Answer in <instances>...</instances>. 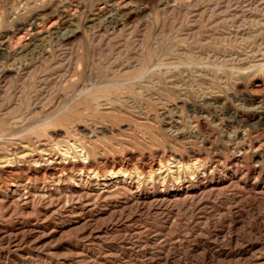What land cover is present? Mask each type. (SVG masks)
Here are the masks:
<instances>
[{
  "label": "rangeland",
  "instance_id": "374dc122",
  "mask_svg": "<svg viewBox=\"0 0 264 264\" xmlns=\"http://www.w3.org/2000/svg\"><path fill=\"white\" fill-rule=\"evenodd\" d=\"M0 80V264H264V0H0Z\"/></svg>",
  "mask_w": 264,
  "mask_h": 264
},
{
  "label": "bare ground",
  "instance_id": "6f19581e",
  "mask_svg": "<svg viewBox=\"0 0 264 264\" xmlns=\"http://www.w3.org/2000/svg\"><path fill=\"white\" fill-rule=\"evenodd\" d=\"M65 9V8H64ZM67 11V10H66ZM62 17H63V15H62ZM42 18V17H41ZM41 18H39V19H41ZM69 18V17H68ZM44 20V19H43ZM60 20V19H59ZM66 20V19H65ZM64 20V21H65ZM62 21V20H61ZM54 23V22H53ZM56 23V22H55ZM112 23L113 24H117V23H119L118 21H115V20H112ZM36 25V24H35ZM29 29V28H28ZM34 29L36 30L37 29V26H35L34 27ZM79 31V30H78ZM78 36V32H77V30L76 31H72V33H70V34H68L67 36H64V38L62 39L63 41H71V40H73L75 37H77ZM1 81V80H0ZM3 81V80H2ZM129 109V108H128ZM65 139V138H64ZM55 141V140H54ZM38 144H40V143H38ZM43 144V143H42ZM46 144V143H45ZM39 146V145H38ZM41 147H38V148H35V149H31V152H29V153H26L25 155H24V157L26 156V157H28L29 159H30V161H34V162H37V163H41L40 165H44V166H48L49 168H50V165L51 166H53V169L54 168H57L59 165H60V161H58V160H60V157H57L56 156V154L55 153H53L52 151H50V150H48V149H45V148H43L42 150H39ZM198 152V151H197ZM21 157V156H20ZM74 157H78L77 155H74ZM87 157H89V155L87 156ZM4 159V158H3ZM73 159V158H72ZM174 159V158H173ZM14 161V160H13ZM12 160H7V161H5V162H7V163H5V165H8L9 166V164L11 163L12 164V162H13ZM91 160H89V161H86V162H84V163H89ZM177 161V163L179 164V165H184V164H182V160H176ZM69 163H71V161H69ZM77 163V164H76ZM80 165L81 164V161H77V162H74V161H72V165L73 166H77V165ZM83 164V163H82ZM177 164V165H178ZM203 164V163H202ZM176 165V170L175 171H173L175 174H176V179H179L180 180V182H183L184 180H183V176H182V174L180 173V166H177ZM67 166V165H66ZM86 166H88V165H86ZM90 166V165H89ZM189 166V165H188ZM191 166H195V163H191ZM72 167V166H71ZM78 167V166H77ZM167 167V165L164 163V162H161V164H160V167H158L157 169L155 168V166H153V165H151L150 166V173H151V177H152V179L153 180H163V181H166L167 179H168V177H170V173H167V174H163V173H165L166 171H164V169ZM94 168V167H93ZM98 168V167H97ZM201 168H202V166L200 165V167H199V169H196V168H194L193 169V173L195 174V173H197V172H199V170H201ZM61 169V168H60ZM59 169V170H60ZM72 169V168H71ZM76 169V168H75ZM82 169V168H81ZM80 169V172L82 171ZM92 169V168H91ZM122 169V168H121ZM203 169V168H202ZM73 170V169H72ZM79 170V169H78ZM83 170H84V168H83ZM87 170V169H86ZM113 170V169H112ZM127 170V169H126ZM163 170V171H162ZM89 171V170H88ZM87 171V172H88ZM103 171V170H102ZM157 171H160V172H158L157 173ZM202 171V170H201ZM54 172V171H53ZM60 172V171H59ZM80 172H78V173H80ZM86 172V173H87ZM92 172V171H91ZM127 172V171H126ZM137 172V171H136ZM76 173V172H75ZM74 173V174H75ZM82 173V172H81ZM80 173V174H81ZM94 173H92V175H93ZM109 174V173H108ZM123 174L125 175V173H123V172H121V170H114L110 175H105V174H102L101 173V171H97L96 170V172H95V174L92 176V175H90L89 177H87L88 179H90V181L91 182H97V184L98 185H103V191L101 190V189H99V188H97V189H95V190H93V192H92V194L91 195H93L94 197H96V198H100L102 195H108V194H110L111 193V191H112V189L114 188V187H117V188H119L120 187V185H123V186H125L126 187V189H128V190H130V191H132V186L131 185H125V179L123 178L124 176H123ZM86 175V174H85ZM87 175H89V174H87ZM72 176V175H71ZM80 176V181L82 180V182H83V180H84V176L83 175H79ZM131 176V175H130ZM129 176V177H130ZM57 177V176H56ZM74 177V176H73ZM133 177V176H132ZM131 177V178H132ZM73 179V178H72ZM133 179V178H132ZM59 180H61V176H59L58 178H57V181H59ZM53 181H54V179H53ZM88 181V180H87ZM136 180H134V182H135ZM85 182H86V180H85ZM137 182V181H136ZM87 183V182H86ZM129 183H130V181H129ZM84 184V183H83ZM92 184V183H91ZM127 184V183H126ZM76 185H77V183H76ZM26 186V185H25ZM56 186V185H55ZM84 186V185H83ZM89 188V187H88ZM91 189V188H90ZM136 190V189H135ZM15 192H18L19 194H18V197H19V200L20 201H22L23 202V204L25 205V206H28L30 203L32 204L33 203V201H35V199H37L36 198V196H34V195H32L31 194V192H30V190L28 189V187H26V191H21L20 189H18V188H15V190H14ZM89 191H91V190H89ZM78 193V192H77ZM91 193V192H90ZM131 194V197L134 199V200H136V201H140L141 199H143L142 197H141V195H140V193H138V192H134V191H132V193H130ZM80 195V194H79ZM40 196V195H39ZM74 196V195H73ZM41 200H40V202L42 201V200H44V197H45V195H41ZM129 197V196H128ZM190 197V196H189ZM53 198V197H52ZM73 198V197H72ZM80 198V197H79ZM188 198V196L184 199V201L186 200ZM196 197L195 196H193V197H191L190 199H191V201H194V199H195ZM18 200V199H17ZM91 200V199H90ZM134 200H133V202H134ZM158 200V199H157ZM1 201V200H0ZM5 201V200H4ZM37 201V200H36ZM175 202H177V201H175ZM11 205L12 204H9V206L8 207H11ZM37 205H40V204H37ZM24 206V207H25ZM8 209V208H7Z\"/></svg>",
  "mask_w": 264,
  "mask_h": 264
}]
</instances>
